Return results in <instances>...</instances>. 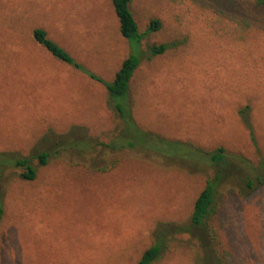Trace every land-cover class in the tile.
Instances as JSON below:
<instances>
[{
	"label": "rangeland",
	"instance_id": "374dc122",
	"mask_svg": "<svg viewBox=\"0 0 264 264\" xmlns=\"http://www.w3.org/2000/svg\"><path fill=\"white\" fill-rule=\"evenodd\" d=\"M130 10L141 32L161 22L143 46L181 43L136 69V123L256 161L238 114L248 106L264 154V3L132 0ZM37 28L107 82L129 54L110 0H0V153L36 168L32 181L16 169L0 178V264H136L156 224H187L209 175L106 148L117 125L105 87L52 58L34 41ZM74 127L94 138L88 149L60 137ZM42 151L45 166L33 158ZM214 228L218 259L183 233L153 264H264V185L246 197L223 190Z\"/></svg>",
	"mask_w": 264,
	"mask_h": 264
},
{
	"label": "trees",
	"instance_id": "16d2710c",
	"mask_svg": "<svg viewBox=\"0 0 264 264\" xmlns=\"http://www.w3.org/2000/svg\"><path fill=\"white\" fill-rule=\"evenodd\" d=\"M257 1L261 4L264 3V0ZM131 2L132 0H110L118 22L119 33L127 41L129 47V54L121 62L110 82L85 68L62 46L49 38L45 30L34 29L33 39L52 58L72 67L105 87L107 91L106 106L112 112L117 125L116 136L110 142L103 143L106 148L112 151L120 149L136 151L145 154L147 157L154 156L164 162L182 165L192 173L209 175L204 187L193 202L192 213L187 224H156L153 231L154 243L142 253L136 264H153L161 257L174 236L183 233L193 235L203 247L208 245L212 258L218 259L214 221L220 193L223 190H235L241 197H246L264 185V154L258 152L256 147L254 130L249 118L250 109L248 106H244L238 114L257 154L256 161H251L239 153L227 151L224 147L206 149L192 141L168 138L141 128L133 117L132 102L129 97L133 75L142 62L151 61L169 50L176 49L181 43L173 41L148 43L143 46L149 35L161 29V22L158 19H151L146 29L141 32L130 10ZM79 132L81 133L77 137ZM64 135L60 137L70 140L68 147L70 149H88L90 147L89 142L94 140L83 127H74L68 134ZM48 143L50 142L48 141ZM50 155L47 151L35 152L33 158L38 165L45 166ZM12 169L20 170L18 177L21 180L32 181L35 179L36 168L31 164L30 158L0 153V178L6 171ZM2 213L0 204V222ZM210 264H216V262L212 261Z\"/></svg>",
	"mask_w": 264,
	"mask_h": 264
}]
</instances>
